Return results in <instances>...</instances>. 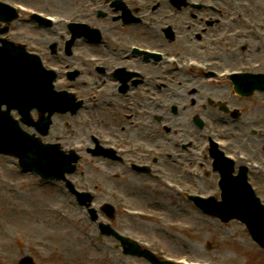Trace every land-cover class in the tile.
Returning a JSON list of instances; mask_svg holds the SVG:
<instances>
[{"label":"rangeland","instance_id":"374dc122","mask_svg":"<svg viewBox=\"0 0 264 264\" xmlns=\"http://www.w3.org/2000/svg\"><path fill=\"white\" fill-rule=\"evenodd\" d=\"M17 2L26 3L36 8L48 7L50 11L71 14L72 12H83L89 10L85 5L78 3V0H13ZM222 7L232 3V0H226V2L220 1ZM261 3L263 11H259L258 15L264 18V0H258ZM260 7V6H259ZM26 19V18H24ZM27 21V20H26ZM23 20L22 24L17 25V29L22 25L21 31L23 35L20 38H12L9 34V38L22 42L26 45L33 43L37 47L38 52L46 48V43L49 40L58 41V35L52 34L53 31L45 28H38L36 24L28 23ZM16 24V23H14ZM183 30V24H180ZM118 37L123 38L130 34L135 40H143L140 31H129L128 29H121L116 31ZM137 35V36H136ZM46 45V46H45ZM257 43L254 41L255 48ZM254 55H251V57ZM260 56L254 59L259 60ZM172 86L168 89H164L162 96L157 101L165 102L167 105L163 111V118L165 122H170L172 131L179 130L178 128H185L186 132H190V125L186 122V119L190 120L195 113H202L205 111L213 112L210 117L213 121H216V126L221 125L222 133L229 135L226 129L231 126L228 125L225 115L216 113L205 102V99L197 97L202 90L207 89L202 87L203 82L191 83L188 86H182L183 79H193L195 77L191 75H172ZM84 78V77H82ZM83 89V88H82ZM208 89L212 92L220 90L219 87L209 86ZM227 93L221 92L218 94L215 101L220 102L226 99ZM87 94H91V90ZM86 96V94H84ZM99 98V107L96 114V118L107 120L106 124H100L101 128L109 131H117L122 134H129L137 132L138 137L134 142L144 144H157L158 147H162L165 144L166 138L173 136H166L164 132L156 129L154 121L148 119L145 115L138 112V106L136 103L143 102V99L137 97L131 98L132 104L128 105L133 107L130 110L119 105L118 99L109 98L106 96H97ZM173 98V99H172ZM170 100H176L179 102L177 109L182 111L180 118L176 116L171 118L168 115L170 108L172 107ZM252 100L238 99L233 104L236 107H243V113L248 120L250 117H255L264 114V109L258 106V102ZM151 104V103H150ZM260 105V104H259ZM261 104V106H263ZM138 112H136V111ZM167 114V115H166ZM170 114V113H169ZM66 116H55L58 121L66 120ZM113 116L116 119L113 120ZM171 116V115H170ZM54 118V119H55ZM95 119V118H94ZM172 119L174 121H172ZM58 125L55 121L54 129ZM154 129H149L153 127ZM257 126H264V121L257 124ZM217 129H220L217 127ZM244 129V128H242ZM150 130V131H148ZM234 129H231L233 131ZM140 133L151 134V140L145 141L146 135L142 138ZM155 137L157 138L156 140ZM187 137V136H185ZM168 146V145H166ZM163 148V147H162ZM87 158H83L78 165V169L75 175L71 178L76 179L80 188H85V182H90L91 179L85 180L79 178V170L86 169ZM91 162V161H90ZM6 160L0 158V169L6 170ZM92 172L91 186H94L99 193L95 200L98 206L101 203L109 200L108 194L101 193V186L106 182L107 177L103 174L97 173L99 164L94 165ZM101 167L98 169L100 170ZM118 168L112 169L116 171ZM7 176L15 179L19 184V189L23 192L28 188L29 192H32L35 199H31L30 196H26L22 199V204L17 207L30 208L36 217L43 220L44 227V240H39V249L45 253V256L36 257L40 264H140L147 263L144 259L126 256L122 254L121 248L115 247L113 243H116L112 238L97 239L96 233L98 231V224L91 222L89 218L84 214L73 201V198H69L63 190H60L57 186H38L36 185V179H32L29 176H22L17 173L15 169L5 171ZM131 183L124 179L117 178L111 179L115 181L122 188L120 190L131 193L129 199L132 207L144 210H151L150 212L156 214L160 220L156 218H131L127 217L120 210H114L115 216L110 222L111 226L123 234H130L144 238L147 241H154L153 247L156 250L162 248L165 254L172 257H186L189 260L196 261H210L213 264H264V251L259 248L249 237L245 227L237 221H230L228 223H220L218 220L210 218L194 210L190 204H187L173 193H168L162 190L158 185L150 182L146 178H134L127 175ZM124 180V182H123ZM189 181V179L187 180ZM194 182H196L194 180ZM106 186L113 188V186L105 183ZM55 192V196L51 192ZM2 190L0 189V192ZM2 193V192H1ZM0 193V194H1ZM42 196L43 200L36 199ZM0 208L2 203L0 202ZM51 208H57L63 217L57 215H50L47 210ZM65 214V215H64ZM98 218V223L107 222V219L101 214ZM65 217V218H64ZM191 222H190V221ZM29 226V224H28ZM167 228H166V227ZM30 227V226H29ZM50 232V235L47 233ZM93 234H95L93 236ZM55 236L54 238L51 237ZM60 237L65 241L72 243L74 251L67 248L62 250L57 243H59ZM6 236L0 237V240H5ZM57 238L59 240H57ZM48 243L45 244V242ZM37 243V242H36ZM118 244V243H117ZM1 247L9 252L11 255V264H16L20 257L24 255V250L19 244L15 242H9L1 245ZM63 247V246H62ZM34 248V247H33ZM29 250H32L29 248ZM34 250H37L34 248ZM72 251V252H71Z\"/></svg>","mask_w":264,"mask_h":264},{"label":"water","instance_id":"95a60500","mask_svg":"<svg viewBox=\"0 0 264 264\" xmlns=\"http://www.w3.org/2000/svg\"><path fill=\"white\" fill-rule=\"evenodd\" d=\"M15 59L11 56H4L3 58H0V68L1 71L4 72V70L2 69V65H4L3 67L5 69H7V66L11 67L12 64L14 63ZM9 82H6L4 84V90L5 91H9L10 88L8 86ZM16 132H11V135H15ZM6 137L5 140H7ZM25 155H27V153H24ZM52 157L55 161H57V156L56 154H52ZM44 166V165H42ZM45 167V166H44ZM222 191H223V202H222V206L226 209H223L222 211H217L215 210V212L220 213L224 216V217H236L238 219H240L241 221H243L248 229L250 230V233L254 236V238L260 243L264 245V225H262L261 222H257L255 221V218L257 216H261V210L259 209L258 205L256 204V202H254V200L249 196L246 197L244 199H242V201L240 200V198L242 197L240 194L238 193H231L229 192L227 189H225V185H222ZM207 205H209L210 207H215L216 206L212 203H208ZM261 230L262 233H260L258 230ZM263 234V235H262ZM161 264V263H159Z\"/></svg>","mask_w":264,"mask_h":264},{"label":"bare ground","instance_id":"6f19581e","mask_svg":"<svg viewBox=\"0 0 264 264\" xmlns=\"http://www.w3.org/2000/svg\"><path fill=\"white\" fill-rule=\"evenodd\" d=\"M2 202L4 203V204H6V197L5 196H2ZM6 209H8L7 207H6ZM47 212H49V214L50 215H54V211H53V209L51 208V209H49V210H47ZM190 221V220H189ZM191 222V221H190ZM50 235V234H49ZM51 237L52 238H54L55 236H52L51 235ZM57 240H59L58 238H57ZM46 243H48L49 244V242L48 241H46L45 242V244ZM57 245H59V247L62 249V250H66L67 248H69V249H71L72 251H74L75 252V250H74V246H73V244L72 243H69V242H67V241H65L63 238H61L60 237V240H59V243H57ZM63 246V247H62ZM71 251V252H72ZM74 264H76V263H74Z\"/></svg>","mask_w":264,"mask_h":264}]
</instances>
